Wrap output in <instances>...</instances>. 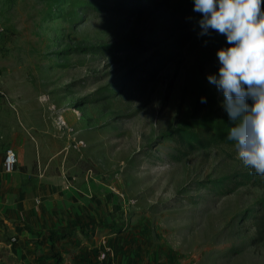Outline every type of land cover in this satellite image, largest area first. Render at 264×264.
Segmentation results:
<instances>
[{
    "label": "rangeland",
    "instance_id": "374dc122",
    "mask_svg": "<svg viewBox=\"0 0 264 264\" xmlns=\"http://www.w3.org/2000/svg\"><path fill=\"white\" fill-rule=\"evenodd\" d=\"M150 26L75 0H0L4 155L14 148L15 168L87 191L62 244L71 254L54 264H93L103 241L115 254L107 264H264V244L252 243L256 230L243 218L264 185L223 193L212 181L249 169L234 146L184 154L170 137L191 117H228L219 92L213 110L195 111L191 78L217 71L214 47L190 43L180 63L155 71L171 40ZM128 35L136 45L120 48ZM22 229L0 225V264H52L36 253V229Z\"/></svg>",
    "mask_w": 264,
    "mask_h": 264
},
{
    "label": "clouds",
    "instance_id": "9594fccd",
    "mask_svg": "<svg viewBox=\"0 0 264 264\" xmlns=\"http://www.w3.org/2000/svg\"><path fill=\"white\" fill-rule=\"evenodd\" d=\"M264 0H194L201 14L199 36L222 34L216 49L218 69L207 74L222 99L242 163L264 175ZM206 97H201L205 102Z\"/></svg>",
    "mask_w": 264,
    "mask_h": 264
},
{
    "label": "trees",
    "instance_id": "16d2710c",
    "mask_svg": "<svg viewBox=\"0 0 264 264\" xmlns=\"http://www.w3.org/2000/svg\"><path fill=\"white\" fill-rule=\"evenodd\" d=\"M75 3L88 12L108 13L119 18L133 16L136 19H149L152 32H162L166 34L167 39L171 40L161 47L162 57L154 59V64L149 65L150 69L155 71L174 60L180 63L184 50L190 43L212 44L215 53L218 47L227 43L226 37L216 32H212L211 35H198L200 30L198 20L201 14L193 11L194 0H75ZM124 39L126 43L120 44V48L136 45V38L128 35ZM136 48L139 49L142 46L137 45ZM130 78L135 79V76ZM191 80V90L200 103V106L196 107V114L201 111V108L213 110L217 104L218 95L215 86L209 83L207 76H200L198 72L193 74ZM202 96L206 97L205 102H201ZM231 126L233 122H230L228 117L217 118L212 115L191 117L184 125L170 133V137L182 147L184 154L214 146H234V141L228 138ZM212 182L224 193L232 191L238 185L248 183L262 186L264 175H259L249 168L245 172ZM243 218L252 219L256 230L252 243L264 244V198L258 201L255 208L246 211Z\"/></svg>",
    "mask_w": 264,
    "mask_h": 264
},
{
    "label": "crops",
    "instance_id": "0c3cea01",
    "mask_svg": "<svg viewBox=\"0 0 264 264\" xmlns=\"http://www.w3.org/2000/svg\"><path fill=\"white\" fill-rule=\"evenodd\" d=\"M3 149L0 145V225L22 226L23 235L29 234L27 229H36L33 239L42 244L37 254L49 259V253L52 258L48 261H53L52 264L56 257L67 258L71 253L66 247L74 235L80 215L79 203L87 193L86 188L67 191L62 176H31L30 169L21 170L19 166L13 172H7L3 165ZM19 151L20 163L25 162L20 148ZM89 192L93 195L92 190Z\"/></svg>",
    "mask_w": 264,
    "mask_h": 264
},
{
    "label": "built area",
    "instance_id": "2783aa9c",
    "mask_svg": "<svg viewBox=\"0 0 264 264\" xmlns=\"http://www.w3.org/2000/svg\"><path fill=\"white\" fill-rule=\"evenodd\" d=\"M18 161L17 153L14 150V148H7L6 154L3 160L4 168L7 172H13L16 166V163ZM104 246L102 250H100L98 257L96 261H94L93 264H107V261L111 256H114V249L112 246L106 244L105 241H103Z\"/></svg>",
    "mask_w": 264,
    "mask_h": 264
}]
</instances>
